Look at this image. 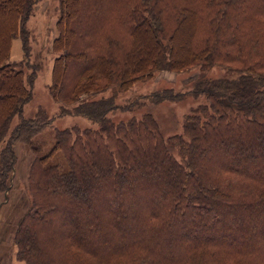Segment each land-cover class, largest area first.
<instances>
[{
	"label": "trees",
	"instance_id": "16d2710c",
	"mask_svg": "<svg viewBox=\"0 0 264 264\" xmlns=\"http://www.w3.org/2000/svg\"><path fill=\"white\" fill-rule=\"evenodd\" d=\"M35 1H8L11 24L0 40V193L10 189L14 144L34 156L29 201L15 219L9 209L4 222L15 257L25 264H264V0H58L48 92L57 115L97 127H54L45 151L41 132L54 117L41 107L23 113L36 65L26 76L24 61L9 58L17 37L28 54L25 23ZM214 65L234 76L205 75ZM192 66L203 72L190 89L145 95L152 102L204 97L181 133L164 137L150 112L117 122L108 115L132 106L116 103V92L157 70ZM180 228H211L221 239L180 235Z\"/></svg>",
	"mask_w": 264,
	"mask_h": 264
},
{
	"label": "rangeland",
	"instance_id": "374dc122",
	"mask_svg": "<svg viewBox=\"0 0 264 264\" xmlns=\"http://www.w3.org/2000/svg\"><path fill=\"white\" fill-rule=\"evenodd\" d=\"M8 1L10 0H0V40L3 39L4 33L9 30L11 24L10 14L12 3L10 2L11 5H8ZM85 3H88V1ZM186 5L191 7L192 4L187 3ZM85 13L86 8L84 10L81 8L77 16L81 27L83 23L82 18H84ZM58 14V0H36L33 4L32 13L29 15L25 23V26L29 31L28 54L27 56H24L21 39L17 37L20 47L18 57L13 59L14 61H24L22 68L26 76L33 70V67L30 65H36L32 83L28 84L26 80V83L31 87L32 96L30 100L24 105L23 113L25 115H29L32 114L35 109L41 107L48 115L54 117L52 125L43 129L41 132V138L44 139L46 144V146L43 148L44 151L50 147V143L52 141V130L54 127L63 128L72 124H77L80 127H97L95 123L81 116L57 115L59 103L55 102L48 92L52 60L56 55V52L51 50L50 44L52 38L55 35V21L58 17ZM83 29H85V26H83ZM75 45L78 46L76 43ZM176 45L178 48L181 47L180 50L182 51L186 49L183 39L180 45L178 43ZM12 49H14L13 53L15 54V48ZM81 65L82 63H80L79 66ZM69 70L72 71L73 68L70 66ZM202 72L203 70L200 69L199 66L188 67L180 71L157 70L154 72V76L150 79L137 81L129 89L116 92V103L125 104L131 102L132 106L125 110L116 109L112 112H109L108 115L112 120L117 122L119 120L127 119L130 116L139 117L143 112H150L158 125L159 131L164 137L181 133L185 115L197 104L205 102L204 97H193L186 95L181 100L165 99L159 102H152L148 100L145 95L153 91H160L165 88H171L174 91H185L190 89L195 79L200 76ZM204 74L207 76H234V74L229 73L225 67L219 65H214ZM110 90L111 89H107L94 94L93 97L96 98L109 95L111 93ZM16 120L17 117H14L11 121L10 128H12ZM14 150L17 159L12 172L10 189L0 193V253L2 256L0 264H10L9 261H11L16 249V246L13 243H10L12 240V232H10L6 239L3 240V236H5L3 229L7 227V224L4 222L6 221L5 219L8 210L10 209L9 217L11 216L12 219H15L19 214V211H23L24 206L29 201V192L26 183L27 175L34 156L28 146L23 143L16 142L14 144ZM172 151L173 154L179 158L176 149H172ZM6 194L8 196H5ZM177 233H180V235H185V233H188L189 235L197 234L200 236L199 238L213 235L214 238L221 239V234L216 230H211V228H195L189 232H186L180 228ZM5 244L7 245L5 246Z\"/></svg>",
	"mask_w": 264,
	"mask_h": 264
},
{
	"label": "crops",
	"instance_id": "0c3cea01",
	"mask_svg": "<svg viewBox=\"0 0 264 264\" xmlns=\"http://www.w3.org/2000/svg\"><path fill=\"white\" fill-rule=\"evenodd\" d=\"M19 47H20V43L17 41V38L13 39L11 42V46H10V58L13 60L14 58L18 57V52H19ZM15 48L16 53L14 54L13 51ZM10 264H25L23 261L18 260L15 257V254L13 255V257L11 258V261H9Z\"/></svg>",
	"mask_w": 264,
	"mask_h": 264
}]
</instances>
